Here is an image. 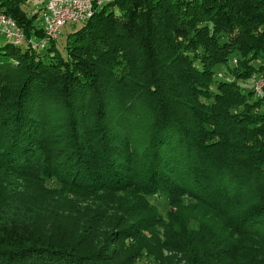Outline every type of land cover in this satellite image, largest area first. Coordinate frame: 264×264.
Segmentation results:
<instances>
[{
  "label": "trees",
  "instance_id": "16d2710c",
  "mask_svg": "<svg viewBox=\"0 0 264 264\" xmlns=\"http://www.w3.org/2000/svg\"><path fill=\"white\" fill-rule=\"evenodd\" d=\"M96 2L65 52L0 46V264H264V0Z\"/></svg>",
  "mask_w": 264,
  "mask_h": 264
},
{
  "label": "rangeland",
  "instance_id": "374dc122",
  "mask_svg": "<svg viewBox=\"0 0 264 264\" xmlns=\"http://www.w3.org/2000/svg\"><path fill=\"white\" fill-rule=\"evenodd\" d=\"M48 1H50V0H32V1H30V3L25 5L23 8H24V10H26V12L28 14L30 13L31 16L35 12H41L39 19H40V21H42L43 17L45 16V6L48 3ZM104 1H108V0H104ZM78 28H79L78 26H71V25L65 26L62 29V32L59 35V37L56 40L51 41V44H53V43L56 44L62 52H65L64 46L66 44V39H67L68 35L73 33L74 31H76ZM3 44H5L4 38L0 36V46H2ZM38 50L39 51L41 50L43 52L46 50V48H44V49L38 48L37 51ZM51 53L55 54L56 52H51ZM233 62L235 64H238V58L234 59ZM218 70L223 72L224 74L218 73V75L216 77L217 79H221V80L226 81V82L231 81L228 76H225V74L227 72V67L224 66V67H221L220 69L218 68ZM240 86L246 91L253 89L254 92L256 93V97H260L262 95L264 82L262 81V79L257 78V79H254L253 81L250 80L249 82H246L244 84L241 83ZM263 108L264 107L261 108V111H264ZM46 185L49 189H57L59 191L62 190V188H63L62 184H59L57 181H48ZM69 196H70L69 198L75 204L78 203L80 205V208H82V209L86 208V206L91 205V204L97 206V203H95V202L97 201L98 198H91V197L85 198L84 196H86V195H72V194H70ZM128 199H129V196L122 195V201L121 202L122 203H131L132 201H130ZM147 201H148L149 205L157 211V215L164 222V225H160V226L155 228L154 234L157 236V238L161 242H165V240H166V238H165V236H166V225L170 223V214H171L173 208L170 206L168 199L164 196L159 195V194L154 195V196H148ZM187 204H190V201H188ZM102 226L104 227L105 225H102ZM147 236H150L149 238H151L152 234L150 233V235H149L147 233ZM164 256L171 258L173 260V264H186L185 261L183 260V256L181 254H177L175 252L165 250ZM175 258H176V260H175ZM136 264H157V263L152 257H148L147 253H144V255L137 260Z\"/></svg>",
  "mask_w": 264,
  "mask_h": 264
},
{
  "label": "built area",
  "instance_id": "2783aa9c",
  "mask_svg": "<svg viewBox=\"0 0 264 264\" xmlns=\"http://www.w3.org/2000/svg\"><path fill=\"white\" fill-rule=\"evenodd\" d=\"M104 2L97 0L96 4L102 5ZM94 13L95 0H50L45 6V16L39 24L41 38L32 37L27 40L17 22L5 13H0V36L6 44L23 46L27 42L33 50L47 49L65 26L83 24Z\"/></svg>",
  "mask_w": 264,
  "mask_h": 264
},
{
  "label": "water",
  "instance_id": "95a60500",
  "mask_svg": "<svg viewBox=\"0 0 264 264\" xmlns=\"http://www.w3.org/2000/svg\"><path fill=\"white\" fill-rule=\"evenodd\" d=\"M1 1V0H0ZM5 42V41H4Z\"/></svg>",
  "mask_w": 264,
  "mask_h": 264
}]
</instances>
